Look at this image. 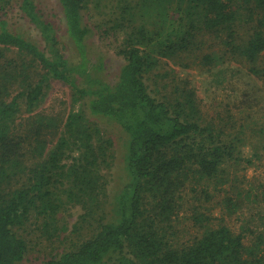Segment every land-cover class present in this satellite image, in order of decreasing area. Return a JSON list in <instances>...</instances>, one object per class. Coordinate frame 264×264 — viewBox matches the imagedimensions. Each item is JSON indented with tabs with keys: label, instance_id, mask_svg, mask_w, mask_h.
Wrapping results in <instances>:
<instances>
[{
	"label": "trees",
	"instance_id": "16d2710c",
	"mask_svg": "<svg viewBox=\"0 0 264 264\" xmlns=\"http://www.w3.org/2000/svg\"><path fill=\"white\" fill-rule=\"evenodd\" d=\"M14 1L42 45L0 21V264L23 260L28 243L20 231L29 225L50 243L65 238L58 215L70 205L81 209L75 231L87 233L45 264H264L262 222L249 245L247 236L209 225L198 213L201 233L193 239L179 244L168 231L184 207L183 193L201 184L221 188L217 205L227 213L239 208L241 191L228 196L235 179L226 167L242 161L247 129L254 158L264 150V124L234 131L237 121L227 112L202 123L185 82L153 75L161 59L192 54L215 69L234 60L264 81V0H112L104 32L120 41L116 54L123 62L112 83L88 67L86 0H56L64 39L80 59L75 66L55 23L33 0H0V10ZM206 39H215V51L203 52ZM53 81L71 88L76 111L36 113ZM91 118L114 122L128 137L129 183L111 221L105 171L113 143Z\"/></svg>",
	"mask_w": 264,
	"mask_h": 264
},
{
	"label": "rangeland",
	"instance_id": "374dc122",
	"mask_svg": "<svg viewBox=\"0 0 264 264\" xmlns=\"http://www.w3.org/2000/svg\"><path fill=\"white\" fill-rule=\"evenodd\" d=\"M38 12L47 20L55 23L58 28V35L63 44L64 53L70 63L75 66L80 59L75 51L64 39L62 16L56 0H33ZM87 6L84 11V21L90 27L92 34L86 40V52L88 56L89 70L95 71L99 78L106 83H112L118 75L122 58L116 54L117 47L121 44L111 34H105L107 16L110 13L112 0H86ZM0 21L6 23V28L23 38L42 45L38 31L31 25L20 12L18 5L10 2L6 11L0 10ZM215 39H206L202 50L204 53L209 49L215 51ZM215 53V52H214ZM200 54V53H199ZM201 55V54H200ZM192 54L183 59L171 61L161 59L158 66L153 70V75L159 76L157 80L169 81L176 77L179 81L185 82L195 93L196 102L200 111L202 123L215 122L218 115L223 116L225 112L233 116L238 125L258 128L264 124V81L237 64L234 60H228L223 66L215 69L212 66H203L196 56ZM99 68V69H97ZM162 77V78H160ZM78 83H84L80 76H76ZM161 85L158 87L160 88ZM78 108L72 103L71 88L59 81H53L46 94L44 101L40 104L36 113L52 114L63 117L71 110ZM22 117V118H20ZM13 128L18 130L19 123L26 117L20 116ZM101 128L102 132L110 138L113 143L112 159L110 168L105 171L107 179L105 218L111 221L115 217L117 199L129 179L124 169V156L128 143V137L124 131L112 121L99 118H91ZM20 129V128H19ZM21 130V129H20ZM246 145L242 147L243 159L232 167H226L235 182H231V189L228 196L241 191L240 199L242 204L234 213H227L217 205L221 194V188L212 185L201 184L196 187V192L189 190L183 193L184 207L173 219L170 232L175 233L173 239L181 244L193 239L201 233V226L194 217L203 214L209 218V225L216 226L223 224L230 228L235 234L247 236L248 245L254 241V236L263 229L264 223V150L254 158L256 150L249 149L250 131L246 130ZM258 150V148H257ZM247 158L252 159L248 165ZM224 191L228 190L223 186ZM212 195V200H208ZM80 207L67 206L59 213V225L64 228L60 232L62 239H53L48 242L42 237L41 232L35 226L29 225L25 231H20L28 243V251L19 264H45L52 257L70 248L71 241L78 237L85 236L86 229L80 234L75 231L78 226ZM79 234V235H78Z\"/></svg>",
	"mask_w": 264,
	"mask_h": 264
}]
</instances>
